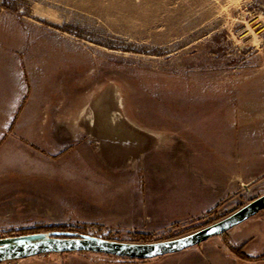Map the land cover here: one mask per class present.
<instances>
[{
    "label": "rangeland",
    "instance_id": "1",
    "mask_svg": "<svg viewBox=\"0 0 264 264\" xmlns=\"http://www.w3.org/2000/svg\"><path fill=\"white\" fill-rule=\"evenodd\" d=\"M0 78L38 82L44 94L51 90L55 102H71L75 116L86 111L95 117L93 135L73 134L62 152L58 144L49 167L40 160L33 176L8 171L0 177L16 184L15 202L31 208L4 211L0 238L70 232L113 242L167 241L264 193V180L249 184L204 214L166 226L133 223L111 200L96 210L81 206L79 199L83 194L91 204L113 193V188L82 185L104 182L103 175L91 172L98 169L113 179L108 165L96 164L114 157L111 143L95 133L106 114L114 120L133 116L138 127L176 129L181 127L176 117L193 112L209 129V112L227 124L228 114L264 113V0H0ZM224 119L216 120L215 128L223 129ZM73 125L78 126L76 118ZM118 179L114 184L122 183ZM247 219L245 226L154 259L82 251L44 253L19 264H239L233 249L253 257L264 254V210ZM238 227L242 230L231 237ZM244 238L251 240L246 250L240 246Z\"/></svg>",
    "mask_w": 264,
    "mask_h": 264
},
{
    "label": "crops",
    "instance_id": "2",
    "mask_svg": "<svg viewBox=\"0 0 264 264\" xmlns=\"http://www.w3.org/2000/svg\"><path fill=\"white\" fill-rule=\"evenodd\" d=\"M52 86L51 83L47 87L50 90ZM40 87L38 82L0 78V177L8 171L13 175L33 176L40 169L41 161L49 167L58 151L65 150L63 145L71 144L73 134H92L89 131L95 124L93 115L78 111L75 116L71 102L59 104L50 97L51 90L44 94ZM215 114H207V121L212 123L209 129L200 126L203 118L193 112L176 117L181 126L176 129L138 127L134 122L137 118L133 116L124 115L114 120L107 114L102 115L95 133L103 135V143H111L114 157L96 161V164L108 165L113 179L98 169L91 172L105 176L101 177L104 182L93 185L85 180L82 185L87 188L90 185L98 191L113 188V193L93 198L91 204L82 194L81 206L89 204L99 210V204L111 200L114 208L124 210L123 217L133 223L144 221L166 226L204 214L231 200L233 193L240 189L245 191L249 184L263 181L264 113L250 118L244 114L238 118L228 114V124ZM75 118L77 127L73 125ZM218 119H224L223 129L215 128ZM234 119L239 120L235 124L237 129ZM232 126L235 133L231 131ZM60 135L63 137L57 139ZM91 172L88 174L92 175ZM119 172L124 176H116ZM116 179L122 183L114 184ZM13 187L16 184L11 181H0V215L4 211L6 215L31 209L15 202L17 195ZM31 192L40 199L37 187ZM244 223L241 222V226H245ZM240 230L238 227L232 231L231 237ZM250 241L244 238L241 248L246 250ZM255 262L264 263V259L246 262L238 259L239 264Z\"/></svg>",
    "mask_w": 264,
    "mask_h": 264
},
{
    "label": "water",
    "instance_id": "3",
    "mask_svg": "<svg viewBox=\"0 0 264 264\" xmlns=\"http://www.w3.org/2000/svg\"><path fill=\"white\" fill-rule=\"evenodd\" d=\"M264 210V193L240 206L229 215L201 229L188 233L180 238L152 243H126L100 239L96 236L73 233L52 232L51 236L43 233L0 238V261L23 259L44 253L94 252L125 257L130 259H154L159 256L180 252L189 247L206 242L212 236L220 235L247 218ZM63 235V236H62Z\"/></svg>",
    "mask_w": 264,
    "mask_h": 264
},
{
    "label": "trees",
    "instance_id": "4",
    "mask_svg": "<svg viewBox=\"0 0 264 264\" xmlns=\"http://www.w3.org/2000/svg\"><path fill=\"white\" fill-rule=\"evenodd\" d=\"M231 252L233 253H235V255L239 258V259H241V260H245V261H255V260H260V259H263L264 258V254L263 255H261V256H259V257H253V256H249V255H245V253H243L242 251H240V250H235V249H233V250H231Z\"/></svg>",
    "mask_w": 264,
    "mask_h": 264
},
{
    "label": "built area",
    "instance_id": "5",
    "mask_svg": "<svg viewBox=\"0 0 264 264\" xmlns=\"http://www.w3.org/2000/svg\"><path fill=\"white\" fill-rule=\"evenodd\" d=\"M19 259H10V261L8 260H4V261H0V264H19Z\"/></svg>",
    "mask_w": 264,
    "mask_h": 264
}]
</instances>
